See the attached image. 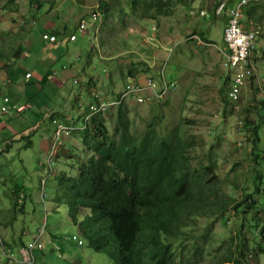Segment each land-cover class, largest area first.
<instances>
[{
    "label": "rangeland",
    "instance_id": "1",
    "mask_svg": "<svg viewBox=\"0 0 264 264\" xmlns=\"http://www.w3.org/2000/svg\"><path fill=\"white\" fill-rule=\"evenodd\" d=\"M105 1L108 11L114 15L105 18L100 8L102 24L97 30L92 26L82 34L76 24L80 18L90 21V13L98 0H0V108L5 95L24 103V84L30 80L34 87L33 80L39 72L34 68L37 60L18 58V54H14L15 48L21 43L24 51L31 41V56L38 49L49 53L55 51L57 44H45L41 40L46 18L48 23L55 22L58 30V40L54 43L60 36L64 39L73 36V39L64 40L68 51L51 64L54 76L63 80L61 67L68 61L69 72L65 76L71 73L74 64L80 63V73L86 79L83 89L77 75L64 78L63 84L47 97L45 104L33 106L20 115L11 106H7L8 113L0 111V124L5 126H0V238L3 240L0 264H29V252L25 248L35 239L41 248H37V244L33 247L32 264H114L107 254L96 252L87 244L67 216L64 182L59 185L56 175H74L77 163L89 154L83 149L81 136L74 130L63 142L64 150L57 152L48 164L47 151L42 146L54 124L47 110L60 107L63 112L71 111L69 117L76 121L77 128H81V114L92 99L87 88L94 86L107 96H113L121 90L128 74L157 73L163 65L166 79L175 81L176 87L153 105L130 103L132 129L142 131L145 121L153 116L161 133L174 126L181 117L189 120V124L183 123L180 133L193 134L200 141L191 150L193 163L206 164L210 159L213 179H219L220 193L231 199L221 218L200 217L184 231L192 233L197 241L202 240L201 234L208 232L211 250L219 247L224 251L230 237H235L240 228L241 219L250 218L254 208L258 211L255 215V219L259 217L258 228L264 222V158L257 157L255 161L252 153L253 147L260 156L264 151V124L257 128L259 143L252 141L255 138L252 127L260 122V115L264 113L260 97L262 81L259 86L256 78V72L259 79L264 78V0L257 5L241 7V23L248 26L249 20L257 22L262 31L257 37L261 44L255 40L256 46L254 43L250 54L255 74L246 80L235 104L227 98L231 72L223 68L220 61L225 47L223 28L228 9L235 7L239 0H212V8L205 2L207 0H191L187 5L176 4L171 15L153 20L141 18L140 9L134 16L126 4L128 0H122V9L116 10H111L110 0ZM217 1L224 2L225 8L214 14ZM206 6L210 8H206L202 16L188 12L189 8ZM152 24L156 32L151 29ZM146 35H153L155 41L148 42ZM25 70L31 73V78L24 77ZM87 73L98 76L95 80L92 76L88 78ZM10 76L13 80L9 83ZM74 79L78 82L74 83ZM34 111L41 113H36L38 117H35ZM63 112L53 118L63 120ZM107 113L112 115V109ZM104 120L108 123L110 117ZM9 134L13 135L11 140ZM28 140L32 141L29 145ZM16 187L22 190L24 198L14 209ZM246 194L253 195L254 207L246 213L242 212L244 206L233 209L232 205ZM253 231L251 227L248 233L246 230L243 233L250 238ZM11 252L14 261H8L12 258ZM7 253H10L8 258ZM210 261L206 254L199 264ZM253 261L250 264H264V252L254 255Z\"/></svg>",
    "mask_w": 264,
    "mask_h": 264
},
{
    "label": "trees",
    "instance_id": "2",
    "mask_svg": "<svg viewBox=\"0 0 264 264\" xmlns=\"http://www.w3.org/2000/svg\"><path fill=\"white\" fill-rule=\"evenodd\" d=\"M190 2L128 0L126 4L134 16L140 9L141 18L153 20L171 15L176 4L183 6ZM110 4L111 10L122 9V0H110ZM98 6L105 18L114 15L108 11L105 0H98ZM19 48H15V55L22 50ZM47 76V73L43 75L44 84ZM24 86L31 87L29 83ZM261 88L264 91V82ZM4 97L8 98L5 104L12 107L11 97L3 96L2 102ZM32 98L33 95L25 98L24 108L17 115L32 109L28 104L33 103ZM261 102L264 105V99ZM155 103L156 100L151 101V105ZM34 112L33 115L38 117L36 113L40 112ZM53 117H50L51 122ZM105 117H110L108 123ZM61 122L70 127V132L61 139L56 152H60L65 139L75 130L81 136L84 151L89 154L77 163L74 175H56L59 185L64 182L67 216L87 244L96 252L107 254L114 264H199L206 254L210 256L209 264H250L254 263V255L264 252V222L258 228L255 208L250 218L241 219L240 228L235 237H230L224 251L219 247L211 250L210 233L204 232L200 235L202 240L197 241L192 233L184 231L200 217L221 218L231 201L230 197L220 193L219 179H213L211 160L208 159L206 164L193 163L191 150L200 141L193 134L180 133L183 123L189 124V120L181 117L174 126L161 133L153 116L145 121L143 130L137 132L132 129L128 105L122 104L112 115L95 116L91 125L83 129L71 127L69 121ZM263 124L264 113L260 115V122L252 127L253 143H259L257 128ZM0 126L5 127L2 123ZM12 138L9 134V140ZM262 152L260 156L253 147V159L264 158ZM255 187L258 184L255 183ZM18 192L21 190L16 187L13 195ZM254 204L253 195L246 194L232 206L233 209L244 206L242 212L246 213ZM17 205L15 201L14 209ZM251 227L254 231L248 238L243 230L248 233ZM187 238L191 240L184 242ZM0 243L3 245L1 238ZM30 244L25 249L29 252L28 262L32 264V251L36 245ZM6 256L8 258L10 253ZM11 256L8 261H14L13 253Z\"/></svg>",
    "mask_w": 264,
    "mask_h": 264
},
{
    "label": "built area",
    "instance_id": "3",
    "mask_svg": "<svg viewBox=\"0 0 264 264\" xmlns=\"http://www.w3.org/2000/svg\"><path fill=\"white\" fill-rule=\"evenodd\" d=\"M261 0H239L235 7L229 8V16L227 18V23L223 29V40L225 47L221 51V65L223 68L231 72V79L227 86V98L231 103H236L239 100L240 93L242 92L243 87L245 86L246 80L253 75V67L250 63V53L254 47L255 39L260 31L259 26H254L250 22V26L242 25L240 18L242 15L241 7L256 4ZM222 4L218 6L216 11H220ZM204 15L205 11L203 9L196 10L190 9V15ZM90 21L85 20L84 18L80 19L77 25V30L80 33H85L87 28L95 23H101V12L100 7L96 4L94 10L90 13ZM96 30L98 27H95ZM152 30H155V27H151ZM73 39V36L70 37ZM41 39L44 43H53L56 41L57 37L50 33H42ZM146 40L148 42L155 41L153 35H146ZM172 47L170 48V50ZM25 78L31 76L30 72L25 73ZM74 83L78 81L73 80ZM264 82V78L262 79ZM176 87V82L173 80H168L164 74V65L161 67V70L158 72L156 77L149 75H140L135 74L133 76H127L126 82L122 90L116 95L115 98L109 99L103 96V93L100 91H92L91 95L94 97V102L88 105V112L83 117L85 122L90 121L91 117L95 113L104 112L110 106H114L126 98L130 97L134 99L137 103H147L152 100L162 99V96L167 92L171 91ZM261 97L264 98V91H261ZM8 98H3V105L0 108L2 113H8L9 108L5 104ZM15 113H18L24 108V105L14 106ZM54 130L50 139L49 144V156L47 160H50L56 153L61 139L67 136L70 132V127L63 124L60 121L53 120ZM23 197L22 193L17 195V202H21ZM80 244V241H77ZM33 244L40 245L36 240Z\"/></svg>",
    "mask_w": 264,
    "mask_h": 264
},
{
    "label": "crops",
    "instance_id": "4",
    "mask_svg": "<svg viewBox=\"0 0 264 264\" xmlns=\"http://www.w3.org/2000/svg\"><path fill=\"white\" fill-rule=\"evenodd\" d=\"M205 2L208 3V5L212 8V5H211L212 4V0H207ZM217 3H218V1H217ZM209 6H206L205 9L206 8H210ZM200 8H203V7H200ZM46 20H47V18L43 20L44 21V24H43V30L41 31V33L46 31V32H50L51 34H55V33L57 34V31L58 30L56 28L55 22H52L51 21V23H48V21H46ZM62 28H64V25L62 26ZM261 31H262V29H261ZM261 31H260V33H261ZM57 40H58V36H57ZM64 40L67 41V38L64 39V38H62L60 36L59 37V41H57V43H52L53 45L54 44H57V45H55V51L50 50V53H49V52L44 51V49H42V50L41 49H38L37 53L34 56H31V54H30L31 52L29 50V48L31 46V41H29V45L26 46V48H25L24 51H23V46H22L21 43L17 46L18 48L20 47L22 49L21 51L18 52V56H17L18 58H23V59H25V58H28V59L29 58H32L34 60H37V63L34 64V68H35L36 71H39V72L36 75L35 79L33 80V86L34 87L31 86L29 88V87L26 86V91L25 90L23 91V93H24L23 98L24 99L27 98V97H31L33 95V98H32L33 103H28L29 104V107H31V108L33 106L41 107L43 104H45V102L47 100V97L50 94H52V92H54L55 89H57V88H59L61 86V83H63L64 78L65 79H67L69 77H73L74 78V76L77 75V77H79L81 87L84 86V83L86 82L85 81L86 79L83 76L84 74L83 73L82 74L80 73L81 72V66L78 67L80 65V63L79 64H74L75 67L71 70V73H69V75L67 77L65 75H67L68 72H69L68 68H69V63L70 62L66 61L65 63H63V65L61 67L62 70H61V75H60V77L63 79L62 81H60V78L59 77L56 78L54 76L55 75V71L53 70V67H52L51 64L53 62H55L56 59L60 55H62L63 52H67L68 51V47L64 43ZM256 42H258L259 45L261 44V42L257 38H256ZM256 42H255V46H256ZM62 45H63V48H62ZM250 63L252 65L254 71H256L255 70V67H254V64H252V62H251V56H250ZM27 72H29V71L28 70H25V73H27ZM182 72L185 73L184 71H182ZM46 73L48 74V76H47V83L44 84V82L46 80H45V78H43V75H46ZM149 73L150 72H148L146 74H143L142 72H139L140 75H148ZM150 74L156 76V74L153 73V72H151ZM254 74H255V72H254ZM87 75H88V78L91 77V76L92 77H95V80H96V77L98 76V75H94V74H91V73H87ZM31 77H32V75L29 78H31ZM256 78H257V83L260 86L261 85V83H260V79L261 78L259 79L257 77V72H256ZM12 79H13V77L10 76V80L11 81H12ZM258 79H259V81H258ZM29 82H31V81L29 80ZM25 84H27V83H25ZM19 89H21V88H19ZM11 101H12V104L13 105L15 104V105L18 106V105L23 104L22 102H19L17 99H14L12 97H11ZM49 102H50V99H49ZM13 105H12V107H13ZM59 108L52 109L51 107H49L48 110H47V115L49 116V118L50 117H53L55 113L58 114V113L63 112V110H61ZM38 112H40V111H38ZM57 114H55V115H57ZM63 114H64V117H63V120L64 121H69L70 123H73V124L76 123V121H74L72 118L69 117L70 114H71V111H69V112L68 111H65V112H63ZM49 138H50V136H49ZM49 138H48L47 141L44 142V144L42 146L44 149H46V151L48 149ZM31 143H32V141L31 140H28V145L31 144ZM68 144L69 143H67V145ZM62 149H63V147L61 146L59 150L61 151ZM21 209H23V206L21 207Z\"/></svg>",
    "mask_w": 264,
    "mask_h": 264
},
{
    "label": "clouds",
    "instance_id": "5",
    "mask_svg": "<svg viewBox=\"0 0 264 264\" xmlns=\"http://www.w3.org/2000/svg\"><path fill=\"white\" fill-rule=\"evenodd\" d=\"M262 1V0H261ZM260 1V2H261ZM260 2H258V3H260ZM258 3H256V4H250V5H257ZM220 4H222V8L220 9V11H216V9L218 8V6L220 5ZM225 8V4H224V2H218V3H216V6L214 7V9H213V12H214V14H219V13H221V11L223 10ZM191 9H196V8H191ZM201 9H203L204 11H205V8L203 7V8H197L196 10H201ZM190 10V9H189ZM189 10H188V12H189ZM102 13H101V23H99V24H97V23H95V24H93V25H91V26H89L88 28H87V31L85 32V33H87L88 31H89V28L90 27H92V26H95V27H98L99 28V26L102 24ZM195 15H199L198 13L197 14H195ZM199 16H202V15H199ZM228 16H229V9H228ZM228 18V17H227ZM80 19H82V18H80ZM80 19L78 20V22L80 21ZM250 22H252V24L254 25V26H259V24L257 23V22H253V21H251V20H249ZM78 22H77V24H76V29H77V25H78ZM226 23H227V19H226ZM226 25V24H225ZM224 25V26H225ZM242 25H244V24H242ZM152 26H154L155 27V25L154 24H152L151 25V27ZM249 26H250V23H249ZM248 27V26H247ZM251 27V26H250ZM260 27V26H259ZM97 28V29H98ZM224 29V28H223ZM261 31V30H260ZM260 31H259V33H260ZM155 32H156V29H155ZM85 33H83V34H85ZM259 33H258V35H259ZM51 34V33H50ZM53 35H55V34H53ZM258 35H257V37H258ZM56 36V35H55ZM57 37V36H56ZM70 37H71V35L70 36H68V37H66L67 39H70ZM256 37V38H257ZM156 38V37H155ZM42 40V39H41ZM57 40V39H56ZM256 40V39H255ZM43 42V41H42ZM44 43V42H43ZM54 43V42H53ZM45 44H49V43H45ZM168 46H169V44H168ZM171 46V45H170ZM172 48H173V46H172ZM253 50V49H252ZM251 54V53H250ZM135 68V67H134ZM137 70V69H136ZM254 70V69H253ZM137 72H139V71H137ZM146 73H148V72H146ZM146 73H143V74H146ZM151 73V72H150ZM148 74L149 76H153V77H156L157 76V74H158V72L157 73H155L156 74V76H154V75H152V74ZM135 74H139V73H131V74H128L127 76H133V75H135ZM25 75V74H24ZM253 75H254V71H253ZM252 75V76H253ZM127 76L125 77V81H124V83H123V86H122V88L124 87V85H125V82H126V78H127ZM251 76V77H252ZM25 77V76H24ZM250 78V77H249ZM263 79V78H262ZM262 79H260V81H262ZM86 83V82H85ZM85 83H84V86H82V88L83 89H85ZM262 84H263V82H262ZM122 88H121V90H122ZM244 88V87H243ZM87 90H88V95H90L91 96V101H89L87 104H86V107H85V109H84V111L82 112V121H83V125H82V127L81 128H79V129H83L85 126H90L91 125V123H92V119L95 117V116H100V115H105L106 113H107V111H109V110H111L112 109V111H115V109L116 108H118L120 105H122V104H127V105H130V103H133V104H141V103H137V102H135L134 101V99H132V98H130V97H128V98H126L125 100H123V101H121L120 103H118V104H116V105H114V106H110L106 111H104V112H99V113H95V114H93L92 115V117H91V119H90V121H88V122H85L84 121V119H83V117L87 114V112H88V105L90 104V103H92V102H94V97L91 95V92L92 91H100V92H102L103 93V96L105 97V98H109V99H113V98H115L116 97V95L121 91V90H119L115 95H113V96H107L106 94H105V92L103 91V90H101V89H98V88H95L94 86H92L91 88H87ZM261 91H262V88L260 87V97H261ZM79 98H80V95L78 96V98H77V101H76V105L79 107ZM262 98V97H261ZM262 99H264V98H262ZM157 102L158 101H161V99H158V100H156ZM238 102V101H237ZM236 102V103H237ZM233 104H235V103H233ZM22 105V104H21ZM150 105H151V102H150ZM19 106V105H18ZM17 114V113H16ZM107 114H109V113H107ZM106 114V115H107ZM53 120H56V121H58L56 118H54ZM53 120H52V123H53ZM62 120H60V122H61ZM54 124V123H53ZM71 127H76L73 123H71V125H70ZM54 130V129H53ZM52 133H53V131H52ZM52 133H51V135H50V138H49V143H48V149H47V153H48V151H49V144H50V139H51V136H52ZM57 151H58V149H57ZM57 153V152H56ZM56 153H55V155H56ZM55 155L53 156V157H55ZM52 157V158H53ZM51 158V159H52ZM51 159L50 160H47V162H48V164H50V161H51ZM43 183H44V180H42V186H43ZM19 193H22V190H21V192H18L14 197H15V201L17 202V195L19 194ZM23 194V193H22ZM43 196V195H42ZM23 198H24V195H23V197H22V200H21V202L23 201ZM21 202H17V204H20ZM19 209H21V207L19 206ZM22 210V209H21ZM36 240V239H35ZM41 247V246H40Z\"/></svg>",
    "mask_w": 264,
    "mask_h": 264
}]
</instances>
